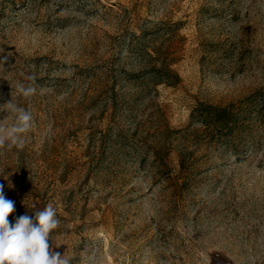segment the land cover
<instances>
[{"label": "rangeland", "instance_id": "374dc122", "mask_svg": "<svg viewBox=\"0 0 264 264\" xmlns=\"http://www.w3.org/2000/svg\"><path fill=\"white\" fill-rule=\"evenodd\" d=\"M11 93L33 121L0 149V184L13 223L54 205L50 251L264 264V113L228 144L193 117L252 93L264 111V0H0V104Z\"/></svg>", "mask_w": 264, "mask_h": 264}, {"label": "clouds", "instance_id": "9594fccd", "mask_svg": "<svg viewBox=\"0 0 264 264\" xmlns=\"http://www.w3.org/2000/svg\"><path fill=\"white\" fill-rule=\"evenodd\" d=\"M28 79L34 80L33 77ZM35 93L36 88L31 85L16 84V94L25 99ZM11 95V100L0 104V113H7L4 119L13 117L11 126L0 125V149H23L24 134L31 130L33 116L30 109L17 104ZM14 211L15 202L6 198L4 185L0 184V264H70L65 254L50 251L51 233L60 224L52 203L35 211L34 216L27 213L17 216L13 223L9 216Z\"/></svg>", "mask_w": 264, "mask_h": 264}, {"label": "trees", "instance_id": "16d2710c", "mask_svg": "<svg viewBox=\"0 0 264 264\" xmlns=\"http://www.w3.org/2000/svg\"><path fill=\"white\" fill-rule=\"evenodd\" d=\"M163 71V69H155ZM257 93L226 105H213L199 102L194 108L195 121L204 126L207 132L228 144L235 136L246 134L252 127L254 116L263 119L264 111L256 110Z\"/></svg>", "mask_w": 264, "mask_h": 264}]
</instances>
